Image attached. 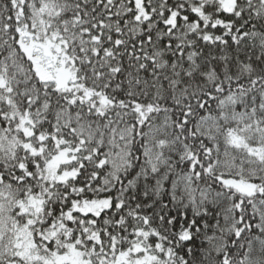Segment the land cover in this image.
Wrapping results in <instances>:
<instances>
[{
	"label": "snow or ice",
	"instance_id": "snow-or-ice-1",
	"mask_svg": "<svg viewBox=\"0 0 264 264\" xmlns=\"http://www.w3.org/2000/svg\"><path fill=\"white\" fill-rule=\"evenodd\" d=\"M0 264H264V0H0Z\"/></svg>",
	"mask_w": 264,
	"mask_h": 264
}]
</instances>
